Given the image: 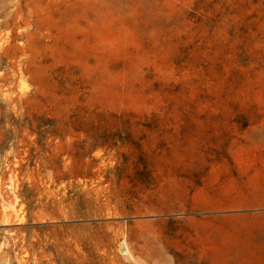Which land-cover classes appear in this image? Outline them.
<instances>
[{
	"label": "rangeland",
	"instance_id": "rangeland-1",
	"mask_svg": "<svg viewBox=\"0 0 264 264\" xmlns=\"http://www.w3.org/2000/svg\"><path fill=\"white\" fill-rule=\"evenodd\" d=\"M197 149L235 172L174 218ZM2 213L0 264H264V0H0Z\"/></svg>",
	"mask_w": 264,
	"mask_h": 264
},
{
	"label": "crops",
	"instance_id": "crops-1",
	"mask_svg": "<svg viewBox=\"0 0 264 264\" xmlns=\"http://www.w3.org/2000/svg\"><path fill=\"white\" fill-rule=\"evenodd\" d=\"M221 125H229V124H221ZM208 128L204 130L207 131ZM235 128L223 126L221 128H215L213 131H217L220 134L225 132H233ZM243 146L245 144H242ZM199 155L194 159H189L190 165L187 164V159L184 157L182 161H177V165L173 166L172 175L168 176V182H172L173 184V194L172 196H168L167 204H168V214H172L175 218L184 217L183 219H188V217H195L194 214L197 213L199 208L197 206L188 205L187 203V195L189 193H199L202 185L208 180L207 173L214 170L217 174L223 175L228 174L231 175L232 172H235L233 166L236 160L233 157H228L227 155L213 157L212 155H203L204 151L197 149ZM241 162V161H239ZM224 181L223 179H220ZM191 183V188L187 185ZM194 186V188L192 187ZM204 187V186H203ZM206 193V192H204ZM213 193L210 192V195ZM238 195L245 196L242 192H223L220 191L217 193V196L220 198ZM219 212H223V208L227 207L224 204L223 199L218 203ZM191 237V241L187 242L186 232H182L181 238L177 240V244L174 246L173 250L168 248V254L171 255V259L176 262H185L191 261L194 264H201V262L213 259L215 255L220 253V251L216 250L213 240H204L201 241L196 235L194 238ZM187 244H189L190 248H187ZM170 259V258H169Z\"/></svg>",
	"mask_w": 264,
	"mask_h": 264
},
{
	"label": "bare ground",
	"instance_id": "bare-ground-1",
	"mask_svg": "<svg viewBox=\"0 0 264 264\" xmlns=\"http://www.w3.org/2000/svg\"><path fill=\"white\" fill-rule=\"evenodd\" d=\"M0 218L3 220V222H9L10 218L6 213H2ZM121 252L125 253L127 251V247L124 243L121 244L120 248ZM2 260V259H1ZM24 262V261H23ZM20 264V263H19Z\"/></svg>",
	"mask_w": 264,
	"mask_h": 264
}]
</instances>
